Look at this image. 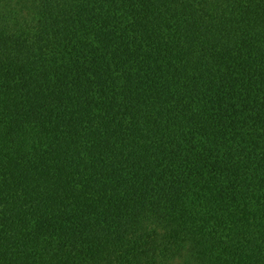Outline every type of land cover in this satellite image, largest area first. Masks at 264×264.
I'll use <instances>...</instances> for the list:
<instances>
[{
	"label": "trees",
	"instance_id": "trees-1",
	"mask_svg": "<svg viewBox=\"0 0 264 264\" xmlns=\"http://www.w3.org/2000/svg\"><path fill=\"white\" fill-rule=\"evenodd\" d=\"M0 264H264V0H0Z\"/></svg>",
	"mask_w": 264,
	"mask_h": 264
}]
</instances>
